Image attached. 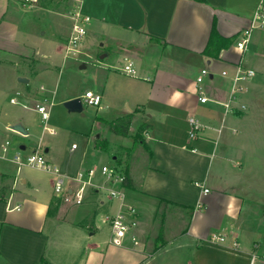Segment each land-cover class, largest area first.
<instances>
[{"label":"crops","instance_id":"obj_1","mask_svg":"<svg viewBox=\"0 0 264 264\" xmlns=\"http://www.w3.org/2000/svg\"><path fill=\"white\" fill-rule=\"evenodd\" d=\"M259 7L264 8V0H85L83 11L91 20L78 53L97 66L86 91L100 92L102 107L85 134L79 163L67 161L61 167L71 176L89 168V150L106 142L108 151L110 132L129 141L120 145L122 157L115 158L128 172L130 186L98 174L94 182L99 188L90 187L82 204L59 205L64 199L54 193L49 172L46 183L22 177L18 189L13 174L22 165L0 158L18 165L14 172L0 169V264H179L178 254L192 264H250L252 254L264 259V229L253 225L249 214L256 208L245 210L247 194L237 182L255 171L252 166L261 164L264 153V27L253 30L244 52L236 45ZM71 9L70 0H0V111L7 97H16V104H34L37 112V104L53 105L45 93L54 98L57 88H35L31 82L51 80L72 59L66 49L73 30ZM214 30L232 39L216 56L205 54ZM100 37L104 42L97 48ZM128 61L137 69L134 76L123 71ZM240 64L256 74L233 102L236 108L245 105V112H228L225 103ZM204 68L210 72L204 83L209 100L202 103L197 77ZM77 96L69 93L64 100ZM128 114L127 136L109 129L107 122ZM191 115L204 124L195 139L189 135ZM13 124L26 129V134L18 132L20 137H30L21 118L0 116V153ZM40 139L32 150L44 147ZM46 145L52 160L51 144ZM109 188L123 191L124 200L110 198ZM199 202L202 209H197ZM122 203L137 211V245L130 235L117 246L111 236L100 234L108 224L105 217L116 215ZM165 213L176 225L163 223L165 244L157 248V219L161 214L164 221ZM181 214L190 216L184 227ZM212 234L224 235L225 243L208 242Z\"/></svg>","mask_w":264,"mask_h":264},{"label":"rangeland","instance_id":"obj_2","mask_svg":"<svg viewBox=\"0 0 264 264\" xmlns=\"http://www.w3.org/2000/svg\"><path fill=\"white\" fill-rule=\"evenodd\" d=\"M104 42L102 37L97 39L96 47L100 48V44ZM72 59H69L70 62L64 65L62 72L59 70L53 73L52 79L48 81L36 80L32 81L31 85L35 88H40L43 84L47 89L57 88L56 94L53 97L52 93H45L49 99H53V105H49L47 103V107L49 110V119L47 122L42 120V115H40L36 109L34 104L26 103L27 105L21 104H11L10 97L4 101V105L1 107L0 116L2 119H12V117H19L23 120L24 125L29 127L30 137L22 138L19 136V133L15 130L11 129L2 139L3 142L9 140L13 143L15 148H19L21 144H25L27 146L24 154L29 153L34 146H36L40 138L43 137L42 142L44 147H46V143L51 144V152L50 156L53 157L52 160H49L53 164H57L61 167V164H65L67 161H71L73 164H78L81 153L85 150L86 144V133H89L91 130L92 121L96 115L97 108L84 106V115L79 112H69L68 109L64 105V97L66 94L75 93L78 96L82 97L85 93L87 86L92 83V78L95 74L97 66L93 63V61L84 54L75 53L71 55ZM87 65V68H81L82 66ZM12 96H16L14 92ZM246 110V109H245ZM245 110H243L245 112ZM15 125V124H13ZM45 126L49 127L50 130L55 132L54 135H50L49 133H45ZM48 132V131H47ZM108 139L110 141V149L108 151L104 150H89V156L86 160L87 167H97L101 168L103 165H109L111 167H115L118 164V160L115 156L122 157L119 154L120 145H126L128 140L123 137H119L112 133H108ZM98 142L103 143V138H95ZM73 144L79 146V148L75 151H71V147ZM44 147H42L39 151L41 153L45 152ZM94 151L96 153L95 156L90 155V153ZM46 154V153H45ZM262 162L258 166H252L255 171L252 173H247L245 180H238L239 184L244 187V193L247 194L245 198V210L248 208L255 207L256 209L253 212H248L253 220V225L257 228L263 230L264 229V153L262 152ZM48 158V154H46ZM78 160V161H77ZM57 162V163H56ZM18 168L17 164L10 163L9 161L0 159V169H7L8 171H16ZM238 169L239 167L236 165L235 167ZM100 174V171L97 175ZM13 179L17 176L18 181L16 182V187L21 189V178L22 177H35L41 182H48L51 178V175L40 168L32 167L29 165H22L20 167L19 172H14ZM12 183V181H11ZM65 203V201H61L60 204ZM75 205L73 203H67ZM249 210V209H248ZM250 211V210H249ZM106 214L103 210L100 212ZM100 215V214H99ZM169 215L166 220L162 221L163 217L161 214L158 215L157 223L161 226V223L165 222L169 224L168 226H175L176 223L169 221ZM179 215V214H178ZM182 215V214H181ZM180 216V215H179ZM189 215H182L183 227L187 225L189 221ZM171 219V218H170ZM178 220V218H176ZM173 221V220H172ZM176 222V221H175ZM101 225H103L101 223ZM173 228V227H172ZM174 232H179V229L175 227ZM101 236L103 239L110 238L111 236V226L110 224H105L101 230ZM82 254V253H81ZM180 262L179 264H192L191 258L182 256L178 254Z\"/></svg>","mask_w":264,"mask_h":264},{"label":"built area","instance_id":"obj_3","mask_svg":"<svg viewBox=\"0 0 264 264\" xmlns=\"http://www.w3.org/2000/svg\"><path fill=\"white\" fill-rule=\"evenodd\" d=\"M36 0H25V3H33ZM72 3V9L70 16L73 20V30L69 37L67 44L68 54H75L79 52V48L82 44V40L87 33V24L91 20V16L86 14L83 11V5L85 0H70ZM264 27V8L259 7L252 24L250 27L245 28L241 31L240 37L238 38L236 45L243 52L247 49L248 44L251 40L253 30L256 28ZM123 71L126 74L136 75L137 69L135 68L133 62L128 61ZM209 70L204 68L201 70L200 74L197 77L198 82V99L200 102L205 103L209 100L206 90L204 87L205 78L209 75ZM224 76L228 75L227 71H223ZM255 70L251 68H246L241 64L237 66L235 73L232 76V85L230 89L229 100L225 103L226 109L228 112H235L237 110H245V105H241L236 108L233 106L238 97L245 93L248 89L247 82L255 76ZM44 87L42 86L41 89ZM20 94V92H18ZM83 105L90 106L94 108L102 107V94L96 92L95 90L89 89L81 97ZM11 102L16 104L18 100L16 97L11 98ZM36 108L39 113L42 115V120L47 122L49 119V110L47 104H37ZM189 135L192 139L198 137L199 133L204 128V124L194 115L189 117ZM45 129L51 131L49 127L45 126ZM76 144L72 145V148L75 149ZM41 147L31 150L26 155L24 154L23 149L16 148L13 150V144L11 141L7 140L1 144V153L0 158L10 159L11 161L17 163L18 165H29L32 167L43 169L49 172L52 176V183L54 193L62 195L63 199L67 203H73L80 205L84 202L86 193L90 187L99 188L95 185L94 178L97 173L100 171L107 180L111 182H118L120 185L124 186V181L126 178L125 172L119 166L111 167L109 165H103L100 169L97 167H89L87 169L79 171L76 175L71 176L64 173L59 166L51 163L45 152L41 153L39 150ZM13 153L11 154V151ZM197 185H200L199 182H196ZM110 198H119L124 200V192L117 190L115 188L107 189ZM205 193L209 192L208 188H204ZM203 204L199 202L197 209H202ZM19 209L20 206H17ZM105 221L108 222L111 226V243L117 246H123L125 244L126 238L130 235L132 241L135 245L139 243L138 238L133 234L135 228L137 227V211L131 205H126L122 203L121 210L112 216H106ZM226 241V237L221 234H212L208 238V242L212 244H223ZM239 243L237 240L233 242V247H238ZM250 264H264V259L258 257L256 254L251 255Z\"/></svg>","mask_w":264,"mask_h":264},{"label":"trees","instance_id":"obj_4","mask_svg":"<svg viewBox=\"0 0 264 264\" xmlns=\"http://www.w3.org/2000/svg\"><path fill=\"white\" fill-rule=\"evenodd\" d=\"M231 42H232V39L223 38V37L219 36L216 33V31L214 30L212 37H211V40H210V43H209V46L205 50V54L216 56V55H218V51H220L222 46H224L225 44H229ZM131 122H132V114H128V115L122 116V117H120L114 121H109L107 123L109 125V129L111 131H113L114 133L119 134V135H123V136H127L129 134ZM139 136L140 135L138 134L137 137H139ZM103 144L104 145H102V146L98 145L96 147L99 149H103V150L107 149L106 142ZM125 175H126V178L124 181V186L129 187L130 186V176H129L127 171L125 172ZM61 201L62 200L60 199L58 201V204ZM159 239H160L159 240L160 244L157 245V248H160L165 244V241L163 238V223H161V226H160Z\"/></svg>","mask_w":264,"mask_h":264},{"label":"water","instance_id":"obj_5","mask_svg":"<svg viewBox=\"0 0 264 264\" xmlns=\"http://www.w3.org/2000/svg\"><path fill=\"white\" fill-rule=\"evenodd\" d=\"M101 57L104 58L105 55H102ZM19 80L22 81V82H27L28 81L27 78H22V77L19 78ZM64 105L68 109L69 112H79V113L84 114L83 113L84 105H83L81 97H75V98L66 100L64 102ZM11 128L13 130H15L17 132H20V133H23V134L27 133L26 129L21 124H15V125L11 126ZM21 149L24 150L25 146H22Z\"/></svg>","mask_w":264,"mask_h":264}]
</instances>
